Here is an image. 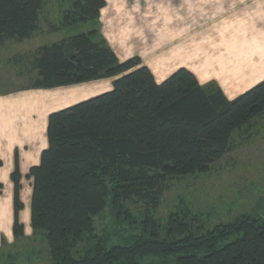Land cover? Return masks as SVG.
<instances>
[{
	"label": "trees",
	"instance_id": "trees-1",
	"mask_svg": "<svg viewBox=\"0 0 264 264\" xmlns=\"http://www.w3.org/2000/svg\"><path fill=\"white\" fill-rule=\"evenodd\" d=\"M52 1L61 26L99 20L105 5L0 0V44L32 38ZM30 64L32 88L114 78L112 89L50 113L48 146L31 167L32 233L45 238L52 264H264V218L206 229L187 207L163 222L154 216L170 178L208 173L235 136L264 120V79L232 100L186 67L158 82L139 57L120 60L98 28L39 46ZM138 202L146 211H133ZM109 203L127 235L97 232L95 216ZM13 234L25 236L17 218Z\"/></svg>",
	"mask_w": 264,
	"mask_h": 264
},
{
	"label": "crops",
	"instance_id": "crops-1",
	"mask_svg": "<svg viewBox=\"0 0 264 264\" xmlns=\"http://www.w3.org/2000/svg\"><path fill=\"white\" fill-rule=\"evenodd\" d=\"M99 24L120 60L139 57L158 82L186 67L232 100L264 79V0H105ZM113 80L0 91V245L14 239L11 175L39 164L50 113L112 89Z\"/></svg>",
	"mask_w": 264,
	"mask_h": 264
},
{
	"label": "rangeland",
	"instance_id": "rangeland-1",
	"mask_svg": "<svg viewBox=\"0 0 264 264\" xmlns=\"http://www.w3.org/2000/svg\"><path fill=\"white\" fill-rule=\"evenodd\" d=\"M56 8L57 2L48 4L40 30L32 38L0 44V91L32 86L36 71L32 69L30 60L39 46L61 42L73 34L100 28L99 20L61 26ZM55 25L59 27L54 29ZM30 170L24 173L14 170L20 177L9 191L13 223L17 218L24 226V232L31 226L33 182L29 176ZM4 190L2 195L6 193ZM15 191H18L20 204L16 216ZM131 206L136 213L146 211L144 202ZM182 207L199 214L206 229L231 224L241 215L264 218V120L250 132L235 136L234 148L217 161L208 173L170 178L154 216L163 222L171 212ZM124 225L127 226L126 223ZM95 226L97 232H109L114 237L120 232L123 235L131 232H123V228L115 225L110 203L95 216ZM237 236L231 235L224 243ZM48 246L43 236L33 237V233L14 238L0 245V264H52Z\"/></svg>",
	"mask_w": 264,
	"mask_h": 264
}]
</instances>
